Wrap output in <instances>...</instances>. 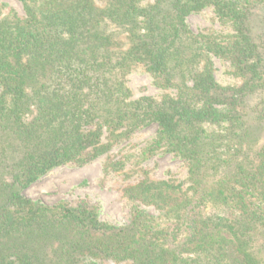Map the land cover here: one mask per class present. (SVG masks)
Segmentation results:
<instances>
[{
    "label": "trees",
    "instance_id": "trees-1",
    "mask_svg": "<svg viewBox=\"0 0 264 264\" xmlns=\"http://www.w3.org/2000/svg\"><path fill=\"white\" fill-rule=\"evenodd\" d=\"M19 1L23 16L0 5V264H264V0ZM205 8L232 33L192 32ZM213 56L238 84L217 83ZM138 65L174 93L133 98ZM152 124L141 154L187 177L126 186V224L24 195Z\"/></svg>",
    "mask_w": 264,
    "mask_h": 264
},
{
    "label": "rangeland",
    "instance_id": "rangeland-1",
    "mask_svg": "<svg viewBox=\"0 0 264 264\" xmlns=\"http://www.w3.org/2000/svg\"><path fill=\"white\" fill-rule=\"evenodd\" d=\"M99 6L104 0H96ZM143 0L141 3L144 4ZM12 7L23 16V5L19 0H0V5ZM186 24L194 33H205L222 38L231 34L230 26H223L211 8L192 13L186 18ZM214 77L219 85L228 86L239 83L229 63L219 57H212ZM127 85L133 98L148 96L159 99L164 94H173V90H163L153 84L152 77L141 67L135 66L126 76ZM154 124L136 130L131 138L114 144L109 151L83 166L63 165L48 171L35 181L24 195L43 205L63 202L69 207L87 203L96 208L100 221L112 225H124L130 216L131 203L123 196V189L147 176L151 179H173L184 181L187 177L185 163L179 158L162 152L142 155L144 149L154 137ZM103 141H105L103 139ZM124 162L123 171L114 172L110 165ZM154 213L152 208H146Z\"/></svg>",
    "mask_w": 264,
    "mask_h": 264
}]
</instances>
